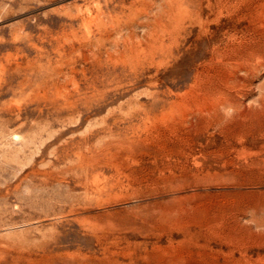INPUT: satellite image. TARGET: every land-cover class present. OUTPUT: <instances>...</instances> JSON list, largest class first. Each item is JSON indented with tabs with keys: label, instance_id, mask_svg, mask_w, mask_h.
I'll return each mask as SVG.
<instances>
[{
	"label": "rangeland",
	"instance_id": "obj_1",
	"mask_svg": "<svg viewBox=\"0 0 264 264\" xmlns=\"http://www.w3.org/2000/svg\"><path fill=\"white\" fill-rule=\"evenodd\" d=\"M0 264H264V0H0Z\"/></svg>",
	"mask_w": 264,
	"mask_h": 264
}]
</instances>
